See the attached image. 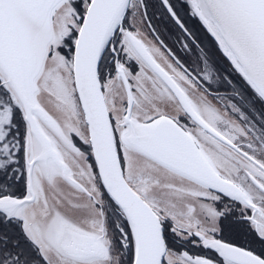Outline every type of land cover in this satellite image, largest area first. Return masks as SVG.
Segmentation results:
<instances>
[{
  "label": "snow or ice",
  "instance_id": "6c2138e0",
  "mask_svg": "<svg viewBox=\"0 0 264 264\" xmlns=\"http://www.w3.org/2000/svg\"><path fill=\"white\" fill-rule=\"evenodd\" d=\"M0 264H264V0H0Z\"/></svg>",
  "mask_w": 264,
  "mask_h": 264
}]
</instances>
